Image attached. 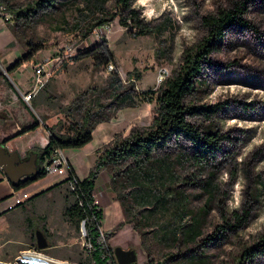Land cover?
Instances as JSON below:
<instances>
[{"label":"rangeland","instance_id":"rangeland-1","mask_svg":"<svg viewBox=\"0 0 264 264\" xmlns=\"http://www.w3.org/2000/svg\"><path fill=\"white\" fill-rule=\"evenodd\" d=\"M0 1L12 13L7 21L17 37L43 44L22 62L23 69L28 65L33 73L41 59L51 63L46 89L38 91L35 106L23 97L26 87L6 66L0 67L10 82L4 79L0 86L12 84L27 103L17 101L20 109L28 105L21 111L54 121L61 106L71 104L67 114L81 120L94 103L96 118H105L96 123L89 141L66 147L68 160L81 176L114 137L150 123L157 111L151 91L178 66L183 49L203 37L202 15L230 2L131 0L124 6L117 0H51L44 5ZM134 17L148 27L146 32L138 31ZM243 17L244 23L229 26L203 60L204 83L185 96L188 104L218 103L211 116L189 115L225 134L215 156L209 161L193 158L187 151L189 141L172 136L148 159L122 158L103 166L96 176L93 190L103 207L101 229L115 231L107 239L112 250L116 245L136 249L135 264H264V0H250ZM95 43L107 46L110 61L85 53L76 56ZM15 105L0 111L9 117L18 113ZM68 170L64 164L41 179L65 178ZM67 200L73 201L74 195L64 181L0 219V261L14 264L24 250H35L27 219L34 215L33 226L43 224L49 236L41 253L95 264L84 245L80 218L64 211ZM42 211L47 214L42 216Z\"/></svg>","mask_w":264,"mask_h":264},{"label":"trees","instance_id":"trees-1","mask_svg":"<svg viewBox=\"0 0 264 264\" xmlns=\"http://www.w3.org/2000/svg\"><path fill=\"white\" fill-rule=\"evenodd\" d=\"M117 1L124 6H128L131 0ZM249 1L230 0L228 5H221L216 11L207 12L202 15V22L205 28L203 37L195 44L186 46L183 49L178 66L161 80L155 90L151 91L157 102V111L150 123L143 126H134L124 136L114 137L111 145L103 149V152L98 155L90 171L82 178L77 175L74 167L68 160V174L61 181L68 182L69 177H77L83 204L78 202V199L70 190L74 195V200L68 204L65 210L70 217L80 218L79 221L82 217H86V239L90 240L93 244L90 254L95 264L116 262L113 250L107 242V239L114 232L112 230L103 231V233L100 231L103 207L92 194L96 176L103 166H107L112 162L117 163L120 159L129 156L134 157L135 160L148 159L155 147L165 144L172 136L182 137L189 141L187 151L193 158L200 161H209L215 156L225 134L220 132L218 127L213 123H196L189 118V115L193 112H199L204 113L206 116H211L208 114L215 112L218 108V103L188 104L185 101V96L195 89L197 85L204 83L201 77L203 60L206 57L209 58L210 52L221 43L229 26L234 23H244L245 18L243 17V13ZM47 2L52 3L51 0H35L36 5H44ZM32 9L33 7L30 6L27 8V11ZM27 11H25L26 14ZM133 20L135 24L139 25V32H146L148 30V27L144 26L145 24H142L138 18L134 17ZM25 42L27 44V51L12 62L8 69L14 68L23 61L30 59L34 52L43 46L41 41L35 42L28 39ZM80 53L90 54L94 59L98 60H101L105 56L106 62L111 60L110 55H108L107 46H98L96 43L83 48L76 56H81ZM41 88L44 89L45 84ZM95 107L96 104L94 103L88 105L82 113L81 120H79L67 114L66 111L71 109V104L62 105L54 121H50L45 115L42 117L37 116L33 122L22 126L16 133L34 128L39 122H42L48 129L49 135L45 145L35 147L41 157L49 154L53 146H80L92 138L96 123L99 120L105 119L96 118L99 115V111ZM45 174V172L38 171L34 177L29 176L12 182L13 187L17 189ZM55 185L57 183L41 191ZM246 212L249 211L246 210ZM237 215L238 212L235 210L233 216ZM190 233H193L192 229ZM260 250H264V248H260Z\"/></svg>","mask_w":264,"mask_h":264},{"label":"crops","instance_id":"crops-1","mask_svg":"<svg viewBox=\"0 0 264 264\" xmlns=\"http://www.w3.org/2000/svg\"><path fill=\"white\" fill-rule=\"evenodd\" d=\"M9 23L10 22L7 20L0 19V67L3 68V66H6V69L8 71L7 73H10L11 76L19 84H21L23 88L26 87L25 90H28L32 85L34 71L32 73L30 69H28V65H26V69H23L22 63L14 68L8 69L9 65L12 64V62L22 56L25 53V50L27 51V44L25 42L26 40L21 41V39L18 38L16 35V30L14 29V26L10 25ZM4 79L9 82L7 74L0 70V83H2ZM0 92V108L6 105H13L14 103H16V112H18L16 114H10L9 117H6V115L3 114L2 111H0V144L4 142V146L6 148V151L8 152L17 151L20 154V159H28L32 152H37L35 166L38 165V167H40L47 160L48 154H46L44 157H41L35 147L40 145L43 146L47 143L49 135L48 129L44 126L42 122H39L34 128L25 130L20 133H16V131L22 126L33 122L38 116V114L33 111L34 113H32V115L28 113V111L26 112V109L25 112L21 111V109L25 106L22 104L23 107L20 109V103H27L24 102L21 98L19 99V95L17 94L16 89L13 87L12 84H9L8 88L0 86ZM37 94L38 92L33 95V106L37 105L38 103ZM105 137L107 138L108 135H105ZM64 150H66V147H64ZM67 157L69 159L68 155ZM50 175L51 174L45 176ZM85 175L81 176L78 174L80 178L84 177ZM26 177H29V175L24 176L21 179H24ZM62 179L63 178L58 177L44 180L40 177L36 181L32 180L29 183L17 189H14L12 180L10 179L9 175L0 166V219L8 218L10 215L15 214V212L19 211L20 208H24L30 202L36 201L39 195L44 194L47 190H50L52 187L41 191L44 188H47L54 183H57V186H61L63 183V181H61ZM11 196H14V198H12ZM71 202L72 201L68 202L67 200V205H65V209ZM39 205L41 206V204ZM65 209L64 211L66 212ZM44 214L47 213L42 211V216H44ZM35 215H38V213H36ZM32 217H34V215L27 216L30 227H32L34 223V221L32 220L34 218ZM101 226L102 224L100 225V227ZM113 232L115 233L114 230Z\"/></svg>","mask_w":264,"mask_h":264},{"label":"water","instance_id":"water-1","mask_svg":"<svg viewBox=\"0 0 264 264\" xmlns=\"http://www.w3.org/2000/svg\"><path fill=\"white\" fill-rule=\"evenodd\" d=\"M37 152H32L28 159H20L17 151L8 152L4 146V142L0 144V166L7 172L12 182L24 176H31L40 171L36 164ZM38 237V246L44 247L46 240L41 230L36 231ZM114 255L118 264H135L137 262V251L132 247L125 248L122 245H116L113 248ZM0 264H12L0 261ZM14 264H71L59 261L47 255L26 254L19 256Z\"/></svg>","mask_w":264,"mask_h":264},{"label":"built area","instance_id":"built-area-1","mask_svg":"<svg viewBox=\"0 0 264 264\" xmlns=\"http://www.w3.org/2000/svg\"><path fill=\"white\" fill-rule=\"evenodd\" d=\"M0 19L2 20H12V13L8 9H6V4L3 1H0ZM68 54V53H67ZM66 56V53L64 54ZM50 59H41L35 64L34 67V74L32 78V85L31 88L27 91L23 92V97L26 100H29L32 98V96L37 93L40 88L45 84L46 82V72L47 68L51 67V63L49 64ZM110 67H113V64L109 63ZM68 164V157L65 154L64 147L61 146H53L48 154L47 160L39 167V170L42 172H45V175L51 174V172L57 171L62 165ZM68 187L73 192L75 197L78 199V202L80 204H83V198L81 196V190L78 186V180L76 176L69 177L68 179ZM93 196L96 199L97 195L93 190ZM80 228L85 235L87 234L86 230V217H82L80 220ZM100 231L103 233V230L100 227ZM84 245L87 248L88 252H91L93 248V244L90 240L85 239ZM114 264H117L115 262ZM149 264H159L157 260L150 261Z\"/></svg>","mask_w":264,"mask_h":264},{"label":"flooded vegetation","instance_id":"flooded-vegetation-1","mask_svg":"<svg viewBox=\"0 0 264 264\" xmlns=\"http://www.w3.org/2000/svg\"><path fill=\"white\" fill-rule=\"evenodd\" d=\"M33 225H35V223H33ZM41 230L42 232H43V235H44V237H45V240H46V245L45 246H47V244H48V232H47V230H46V228H45V226L43 225V224H38V226L36 225V226H32V232H31V235H30V238H31V245L30 246H32V248H34L35 250H33V249H28V250H31V251H38V252H41V251H45L44 249H43V247H39L38 246V237H37V234H36V231L37 230Z\"/></svg>","mask_w":264,"mask_h":264},{"label":"bare ground","instance_id":"bare-ground-1","mask_svg":"<svg viewBox=\"0 0 264 264\" xmlns=\"http://www.w3.org/2000/svg\"><path fill=\"white\" fill-rule=\"evenodd\" d=\"M26 254L46 255V254L41 253V252H38V251L24 250V251L22 252L21 256H25ZM47 256H49V255H47ZM49 257H51V256H49ZM52 258H54V257H52ZM54 259H57V258H54ZM57 260H59V261H64V262H66V263H71V262L66 261V260H61V259H57ZM71 264H75V263H71Z\"/></svg>","mask_w":264,"mask_h":264}]
</instances>
